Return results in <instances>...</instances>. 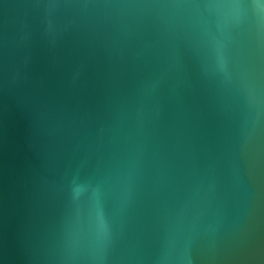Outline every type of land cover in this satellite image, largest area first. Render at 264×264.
Returning a JSON list of instances; mask_svg holds the SVG:
<instances>
[{"label":"water","instance_id":"1","mask_svg":"<svg viewBox=\"0 0 264 264\" xmlns=\"http://www.w3.org/2000/svg\"><path fill=\"white\" fill-rule=\"evenodd\" d=\"M0 264H264V0H0Z\"/></svg>","mask_w":264,"mask_h":264}]
</instances>
